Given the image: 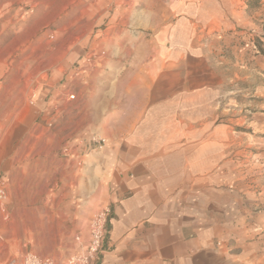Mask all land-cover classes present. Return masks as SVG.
I'll return each instance as SVG.
<instances>
[{"label": "rangeland", "instance_id": "1", "mask_svg": "<svg viewBox=\"0 0 264 264\" xmlns=\"http://www.w3.org/2000/svg\"><path fill=\"white\" fill-rule=\"evenodd\" d=\"M261 2L251 8L244 3L246 22L239 26L183 34L187 53L179 69L154 76L161 81L180 74L188 89L197 90L183 106L185 114L194 125L218 128L216 136L202 134L197 141L218 142L220 176L233 179L239 193L250 192L251 199H238L241 206L259 207L255 198L264 191ZM178 16L169 0H0V178L5 182L0 264L18 263L24 252L67 264L75 234L74 177L87 172L86 152H103L107 144L97 132L82 134L83 110L98 108L106 94L97 80L113 84L132 75L146 77L132 71V63L148 62L142 53L152 46L150 35L173 27Z\"/></svg>", "mask_w": 264, "mask_h": 264}, {"label": "crops", "instance_id": "2", "mask_svg": "<svg viewBox=\"0 0 264 264\" xmlns=\"http://www.w3.org/2000/svg\"><path fill=\"white\" fill-rule=\"evenodd\" d=\"M169 1L178 7L174 26L150 35L152 46L142 53L148 62L132 63V71L146 77L97 80L106 94L98 108L83 110L82 134L97 132L107 144L103 152H86L87 172L74 177L75 234L65 263L85 250L92 216L108 208L92 264H264V191L255 198L262 206L239 204V198L251 199L250 192L239 193L233 179L220 176L218 142L197 141L202 134L216 136L218 128L194 125L183 110L197 90L188 89L180 74L154 77L158 70L179 69L187 53L183 34L246 22L244 0ZM88 94L86 100L94 96Z\"/></svg>", "mask_w": 264, "mask_h": 264}, {"label": "built area", "instance_id": "3", "mask_svg": "<svg viewBox=\"0 0 264 264\" xmlns=\"http://www.w3.org/2000/svg\"><path fill=\"white\" fill-rule=\"evenodd\" d=\"M73 99V96H70ZM98 143H104L103 139L97 140ZM5 182L0 178V202L5 197ZM1 212V203H0ZM109 209H102L95 213L88 226V242L85 250L81 254H74L67 260V264H92L99 252L107 224ZM6 264H55L52 258H44L34 252H24L19 262L15 259L9 260Z\"/></svg>", "mask_w": 264, "mask_h": 264}, {"label": "trees", "instance_id": "4", "mask_svg": "<svg viewBox=\"0 0 264 264\" xmlns=\"http://www.w3.org/2000/svg\"><path fill=\"white\" fill-rule=\"evenodd\" d=\"M244 3L248 8H251V7L261 6L262 2H261V0H245Z\"/></svg>", "mask_w": 264, "mask_h": 264}]
</instances>
